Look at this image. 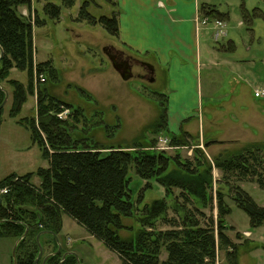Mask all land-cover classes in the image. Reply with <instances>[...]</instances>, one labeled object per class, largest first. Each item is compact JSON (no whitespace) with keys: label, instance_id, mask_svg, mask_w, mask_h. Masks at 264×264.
Listing matches in <instances>:
<instances>
[{"label":"rangeland","instance_id":"374dc122","mask_svg":"<svg viewBox=\"0 0 264 264\" xmlns=\"http://www.w3.org/2000/svg\"><path fill=\"white\" fill-rule=\"evenodd\" d=\"M82 1L75 0L71 8L61 7L59 21L51 20L42 13L41 0H26L17 7L19 15L23 9L28 12L27 17L23 18L32 25L34 62L51 60L53 71L46 68L42 74H38L34 69L27 75L26 71L15 68L10 70V79L21 82L25 88L30 83L32 89V95H27L16 118L8 114L12 88L6 82L1 84L8 92V100L3 107L0 124V181L12 173L19 176L33 173L31 183L38 186L40 178L36 175L37 170L48 167V161L43 158L38 144L33 142L30 130L16 122L17 119L31 116L36 120L39 91L69 103L73 108H79L80 113L74 118L68 117L71 112L69 109H64L68 110L67 114L59 116L60 111L56 117L63 121L61 125L72 140L95 145L103 152L111 148L131 153L135 150L159 151L157 147L160 138L166 137L170 142L171 135L178 136L184 131L181 130L178 134L169 131V112L170 126L181 120V126L189 130L187 133L190 138L187 139L189 145L170 144L173 149L165 150V155L173 158L178 154L180 159H186L192 158L194 150H200L207 164L212 166L214 181L220 178V172L213 166L216 156H227L245 146L264 141V96L255 99L252 98L253 95L250 96L255 88L264 90V21L260 17L254 18L253 32H250L244 19L245 9L250 13L256 7L264 10L263 0H216L221 11L230 10L228 28L224 29L225 36L218 41L214 40L212 29L206 34L201 32V44L206 48L205 53L210 63L201 71L198 98L194 86L188 88V84L186 92H181L183 95L175 98L174 93L170 92L173 84L166 70L154 68L153 81H148L146 70L137 63L131 67L132 77L123 80L105 51H119L126 57L152 66L153 56L137 54L120 40V35H111L100 24L89 26L73 22L72 17L76 15ZM53 2L59 5L61 3L60 0ZM88 11L96 18L115 14L118 17L112 0H93ZM36 17L46 18V23L35 26ZM240 22L242 26H238ZM228 40L234 42L235 49L233 44L230 47ZM222 43L226 47L223 52ZM225 59L230 63L224 64ZM240 59L243 62L238 66L236 62H240ZM234 66L241 69L248 81V87L238 97L236 94L240 93V85L234 82ZM39 76H43L45 80L41 81ZM78 88H82L89 97L82 95ZM225 95L229 98L221 99ZM160 105H163L162 111L167 112L164 129L156 127L161 112ZM181 111H184V116ZM162 124H165V120ZM106 126H110V129ZM41 136L43 139L44 135ZM214 139L216 142L207 143ZM173 168L175 164L171 161L169 170ZM128 177L133 201H136L144 181L136 175L133 166ZM240 186L258 206L264 207V189L255 182H244ZM216 188L218 186L213 182V201H208L203 209L214 221L218 218L214 197ZM178 193L176 189L173 191L175 196ZM165 195L164 188L153 181L151 188L144 192L139 208ZM173 195L166 196L170 206L173 205ZM226 200L231 210L225 217L226 234L238 246L237 264H264V225L253 226L249 216L241 208L228 197ZM194 202L197 200L194 199ZM167 214L168 217L176 216L172 207H169ZM123 224L125 228L119 231V235L124 239L133 238L140 229L136 218H124ZM156 227L166 228L161 220L156 222ZM57 238L56 244L40 242V264L46 255L55 253L59 246L57 254L62 257L71 252L75 255L77 264H121L116 253L66 213L61 216ZM18 241V238H0V264H13L12 250ZM165 257L166 252L162 249L160 258ZM216 264H228L224 249H218Z\"/></svg>","mask_w":264,"mask_h":264},{"label":"trees","instance_id":"16d2710c","mask_svg":"<svg viewBox=\"0 0 264 264\" xmlns=\"http://www.w3.org/2000/svg\"><path fill=\"white\" fill-rule=\"evenodd\" d=\"M41 1L42 13L54 21L61 19V7L71 8L75 3V0H60V5L53 0ZM112 1L116 6L115 0ZM25 2L0 0V56L3 52L0 84L6 82L12 88L8 112L12 118L19 115L27 95H32V89L30 83L25 88L21 82L10 79V70L26 71L27 75L34 69L38 74L46 68L53 71L51 60L34 62L31 22L17 13L18 5ZM92 2L83 0L72 21L89 26L100 24L108 33L118 36L117 15L96 18L88 11ZM201 10L203 15L225 19L224 14L211 7L203 6ZM256 17L264 21V10L258 7L251 13L244 10L248 30H252V21ZM45 19L36 17L35 26L44 25ZM78 90L89 97L82 88ZM4 97L0 88V105ZM36 103V120L31 116L16 122L30 130L33 142L38 144L43 158L48 161V167L37 170L38 186L31 183L33 173L20 176L12 173L0 181V189H8L6 194H0V238L19 239L17 264H34L39 251L36 242L39 232H47L40 236V242L56 244L50 233L58 234L63 213L116 253L121 264H216L219 248L226 251L228 264H237L238 246L226 234L225 217L231 211L226 197L249 216L253 226L264 225V207L258 206L240 186L244 182H255L264 189V142L245 146L227 156H216L213 166L220 172V178L214 181L212 166L207 164L198 149L194 150L192 158L186 159H180L178 154L171 158L164 151L135 150L131 153L111 148L103 152L95 145L72 140L61 125L63 121L56 117L58 112L69 109L68 117L74 118L80 113L79 108L41 91ZM160 107L156 127L164 129L167 112L162 111L163 105ZM2 113L3 108L0 109V124ZM164 120L165 124H162ZM189 138L187 132L181 131L178 136L171 135L170 144L189 145ZM171 161L175 168L169 170ZM132 166L144 181L136 201H133L128 177ZM153 181L164 188L165 197L139 208L144 192L151 188ZM213 182L218 186L214 196L216 221L203 211L207 202L213 201ZM175 189L179 191L176 196L173 195ZM170 194L174 197L171 206L166 200ZM23 206L31 209H20ZM169 207L176 216L168 217ZM124 218H136L140 225L133 238L124 239L119 235V231L125 228ZM158 220L165 229L156 227ZM162 249L166 252L165 259L160 258ZM60 260L59 254H54L46 264H59ZM60 264H77L75 255L69 253Z\"/></svg>","mask_w":264,"mask_h":264},{"label":"crops","instance_id":"0c3cea01","mask_svg":"<svg viewBox=\"0 0 264 264\" xmlns=\"http://www.w3.org/2000/svg\"><path fill=\"white\" fill-rule=\"evenodd\" d=\"M115 2L118 11L120 40L137 54L153 56L154 68L167 71L169 80L173 84L170 92L174 93L175 98L182 96L181 92H186V84L189 85L188 88L191 85L194 86L198 98L201 71L210 63L205 53L206 48L204 44H201L200 36L201 32L206 34L208 30L212 29L214 20L217 19L213 16L203 15L201 9L203 6L211 7L224 14L225 19L222 21L224 25H227L224 29L228 28L230 10L221 11L216 0H115ZM202 18H207L209 23L203 24ZM242 25L241 22L238 24V26ZM228 41L230 47L233 44V49H235L234 42ZM221 47V52L226 50L224 43ZM239 61L236 62L238 66L243 62L241 59ZM262 62H264L263 59ZM223 63L228 64L230 61L225 59ZM250 73H252L251 69ZM233 76L234 82L240 85V93L236 94L238 97L248 87V81L241 69L238 70L235 66L233 67ZM256 90L259 89L255 88L250 94L254 99ZM168 98L170 100V95ZM223 98L228 99L229 96L225 95L221 99ZM181 115L184 116V111H181ZM181 125V120H179L170 126L168 112L167 127L169 131L175 134L181 130L189 132ZM214 142H216L215 139L207 143Z\"/></svg>","mask_w":264,"mask_h":264},{"label":"water","instance_id":"95a60500","mask_svg":"<svg viewBox=\"0 0 264 264\" xmlns=\"http://www.w3.org/2000/svg\"><path fill=\"white\" fill-rule=\"evenodd\" d=\"M105 53H106V55L108 56V58H109V60H110V62H111V64H112L113 68L118 72V74L120 75V77H121L123 80H125V81H126V80H129V79L132 77L131 66H130L128 63H119V62L116 61L114 55L108 53L107 51H105ZM2 55H3V52L1 51V56H0V58L2 57ZM141 64H142V66H145V67L147 68V71H148V73L150 74V77L147 78V80H148V81H153V77H152V76H153L154 71H155L154 67H153L151 64H149V63H147V62H143V61L141 62ZM0 88H1V89L4 91V93H5L4 100H3L2 104L0 105V109H1V108L4 107L5 103H6L7 100H8V92H7L6 89H4V88L1 86V84H0ZM0 202H1V199H0ZM20 209H25V210H26V209H31V208H29V207H27V206H23V207H21ZM44 233H47V232H46V231H41V232H39L38 235L36 236V242H37V245H38L39 251H38V255H37V257H36L35 260H34V264H37L38 261L41 259V256H42V246H41V243H40V236H41L42 234H44ZM50 234L53 235V237L55 238L56 243H58L57 235L54 234V233H50ZM16 245H17V244H16ZM16 245L13 247V250H12L13 264H17V259H16V255H15V252H16ZM59 251H60V246H59L58 250H57L55 253L46 255V256L43 258L42 264H46V260H47L50 256L59 253ZM70 253H71V252H70ZM65 256H66V255H63V256L61 257V260H60L59 264L64 260Z\"/></svg>","mask_w":264,"mask_h":264},{"label":"built area","instance_id":"2783aa9c","mask_svg":"<svg viewBox=\"0 0 264 264\" xmlns=\"http://www.w3.org/2000/svg\"><path fill=\"white\" fill-rule=\"evenodd\" d=\"M27 10L23 9L21 10V14L20 16L22 17H27ZM202 23L203 24H207L209 23L207 18H202ZM224 22L222 20H214V24L212 25V30H213V38L215 41H218V39L220 37L225 36V32H224ZM41 81H44L45 78L43 76H39ZM254 96L255 97H262L264 96V91L263 90H256L254 92ZM67 114L68 110H62L61 114H59V116H62V114ZM159 146L157 147L159 151H165V150H169V149H173V147L170 145V142L168 141V139L166 137L160 138L159 139ZM8 192L7 188H2L0 189V194H6Z\"/></svg>","mask_w":264,"mask_h":264},{"label":"flooded vegetation","instance_id":"af4514ba","mask_svg":"<svg viewBox=\"0 0 264 264\" xmlns=\"http://www.w3.org/2000/svg\"><path fill=\"white\" fill-rule=\"evenodd\" d=\"M107 52L112 54V55H114L116 61L119 62V63H128L131 67L133 66L134 63L140 64L142 66L141 61L133 59V58L126 57L122 52L115 51V50H113L112 52H110V51H107ZM142 67L147 72V76L146 77L149 78L150 74L148 73L147 68L145 66H142Z\"/></svg>","mask_w":264,"mask_h":264}]
</instances>
